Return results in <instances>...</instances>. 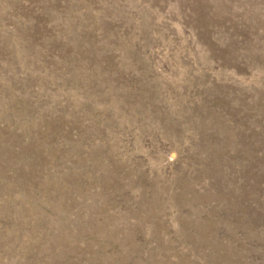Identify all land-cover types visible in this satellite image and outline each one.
<instances>
[{
	"label": "rangeland",
	"instance_id": "obj_1",
	"mask_svg": "<svg viewBox=\"0 0 264 264\" xmlns=\"http://www.w3.org/2000/svg\"><path fill=\"white\" fill-rule=\"evenodd\" d=\"M0 264H264V0H0Z\"/></svg>",
	"mask_w": 264,
	"mask_h": 264
}]
</instances>
